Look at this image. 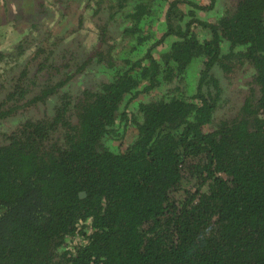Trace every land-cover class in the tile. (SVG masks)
<instances>
[{"label":"trees","instance_id":"obj_1","mask_svg":"<svg viewBox=\"0 0 264 264\" xmlns=\"http://www.w3.org/2000/svg\"><path fill=\"white\" fill-rule=\"evenodd\" d=\"M76 1H40L53 32L0 55L70 70L50 58L107 4L73 65L104 80L75 97L72 76L49 77L29 97L24 68L0 101V121L52 110L0 131V264H264V0Z\"/></svg>","mask_w":264,"mask_h":264},{"label":"rangeland","instance_id":"obj_2","mask_svg":"<svg viewBox=\"0 0 264 264\" xmlns=\"http://www.w3.org/2000/svg\"><path fill=\"white\" fill-rule=\"evenodd\" d=\"M40 1L42 0H0V55L3 57L18 55V44L26 47L28 44L27 42L29 41L34 42L37 40L41 42L46 32H53L54 28L51 24L54 23V21H58L60 17L57 19L54 10H47L49 13L46 16L41 15V10H39ZM67 1H69L68 4L71 6L77 4L76 0ZM226 4L229 8L230 0H217V5L213 8L211 13L214 14L219 8H225ZM85 5L87 8L89 5L88 2ZM106 5L107 4L103 5L100 15H94L92 12L93 10H87L85 12L84 28L77 32V34H73L71 31V33H67V44L65 45L67 46V50H63L56 56L50 58L49 63L52 65L61 66L64 62H69L67 64L72 69L69 70L61 68L58 70L57 74L48 67L43 69L42 75L41 73H36L35 69L37 67V62H35V65H33L34 63H26L29 56L32 55L28 48H23L19 54L20 58L18 56L13 63L11 60L7 61L5 58L4 62L0 63V101L3 100L12 90L11 87L14 80L18 75H20V72L24 70V68L27 71L25 81L28 84H31V82L34 83V86H32L34 90L29 97L35 95L39 91L40 86L43 84L44 79H48L49 77H52L53 81H58V79L63 77L72 76L73 79L67 84L65 90L70 92L75 97L79 96L85 88L95 86V84L104 80V73H102L100 66L96 65L97 62L93 59L84 69L78 72H76V68L80 67V65L77 67H73V65L74 63L81 64L83 61L91 57L95 48L97 49V47H99L96 33L100 30L98 26H104L107 21L105 11ZM77 9L78 11L81 10V8ZM74 12L77 13L76 11ZM209 17L210 20H214L212 15ZM106 30L108 32L107 36H111L112 38H116L118 36L119 30L117 25L114 23H109ZM87 43H90V46L95 44L92 49L88 50V52L83 50ZM105 49V45L100 46V50L103 51ZM73 59H76V61H73ZM244 82L245 80L243 77H238V79L234 81V84L236 83L237 87L233 88L232 85H227L225 88L223 102H226V111H231L230 109L234 110V108L238 106L239 99H242L239 90L246 87ZM164 89L165 88L162 90ZM49 108L36 106L35 108H31L29 111L20 113V115H15L12 118L2 120L0 121V131L6 132L14 128L16 123L29 118H47L52 113V110L48 113ZM127 109L131 113L133 110L131 103L128 105ZM115 124L118 125L119 122L117 121ZM129 131V128H127L126 133H129ZM111 144L118 145V143H114V141H112Z\"/></svg>","mask_w":264,"mask_h":264},{"label":"water","instance_id":"obj_3","mask_svg":"<svg viewBox=\"0 0 264 264\" xmlns=\"http://www.w3.org/2000/svg\"><path fill=\"white\" fill-rule=\"evenodd\" d=\"M80 196L82 197V196H84V194H80Z\"/></svg>","mask_w":264,"mask_h":264}]
</instances>
